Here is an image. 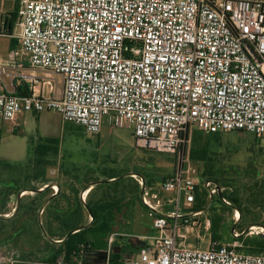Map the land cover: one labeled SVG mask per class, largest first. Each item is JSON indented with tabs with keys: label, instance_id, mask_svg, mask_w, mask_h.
<instances>
[{
	"label": "built area",
	"instance_id": "obj_1",
	"mask_svg": "<svg viewBox=\"0 0 264 264\" xmlns=\"http://www.w3.org/2000/svg\"><path fill=\"white\" fill-rule=\"evenodd\" d=\"M16 30L11 37L21 60L0 57V83L12 80L11 65L22 70L26 59L30 68L60 76L63 90L46 96L40 78L21 76L32 94L0 92L3 120L51 111L97 135L108 117L115 127L133 128L139 147L177 156L175 172L160 187L167 201L143 187L142 203L158 234L131 236L142 243L137 264H264V254L240 250L237 235L209 249L177 238L203 215L193 210L197 192H219L191 167L189 132L264 137V0H20ZM50 188L58 193L56 184ZM259 228L256 234H264ZM127 236L110 235L107 264ZM4 261L17 263L0 254Z\"/></svg>",
	"mask_w": 264,
	"mask_h": 264
},
{
	"label": "rangeland",
	"instance_id": "obj_2",
	"mask_svg": "<svg viewBox=\"0 0 264 264\" xmlns=\"http://www.w3.org/2000/svg\"><path fill=\"white\" fill-rule=\"evenodd\" d=\"M0 1L3 2L1 10L4 14L5 11L13 10L15 0ZM14 34L17 35L18 30ZM12 38L15 37L4 35L0 38V55L5 59H11L13 55ZM41 73L42 71H35L38 77ZM4 80L6 81L5 77H3V83H5ZM188 138L185 154L191 167L195 168L201 177L204 173L212 177H205V179L219 187V192L214 196L206 195L208 203L202 210L203 215L199 217L200 220L196 225L179 229L178 241L192 247L211 248L213 245L212 220L217 219L220 223L219 232L224 235L222 241L218 242L231 241L232 239L229 240V238H235L237 235L238 238L235 239L240 243V250L247 249L249 245L246 243L258 236L256 234L258 228H264V137L240 132L209 135L192 130ZM195 138L202 146L207 144L210 149L211 153L206 162L191 158ZM50 140L54 141L59 152L55 154L53 148H50L47 156L42 158L44 160L42 164L31 163L27 172L38 173L45 167L51 179H62L60 172L64 171L65 167L70 168L76 163L83 168V177L86 175L88 180L95 178L107 180L105 175L113 173L122 179L129 180L130 192L127 193L126 203L130 204L133 201L137 203L130 205L131 209L122 218L118 233L128 234L130 237L119 239L118 245L121 251L118 259L120 261L110 264L139 263V250L136 247L141 242L131 236H155L158 232L152 229V222L147 217V211L139 209V201L131 195L135 193L131 190H139L141 198L143 187H145L157 193L160 199L167 201L170 196L162 193L160 187L162 178L169 177L175 172L178 166L177 156L139 147L133 128L115 127L108 117L104 118L101 132L97 135L87 134L84 129L65 123L60 114L51 111L40 114L21 112L9 121L0 117V160L5 164L26 167L34 160L38 146L48 144ZM8 173L9 171L0 169V181H6L9 177ZM141 180H143V186L140 184ZM92 184L95 183L90 184L91 189L95 186ZM77 189L81 190V187ZM30 191L26 190L27 196L32 195L27 193ZM51 191L53 192L52 189ZM89 191L82 190L80 196L86 195L87 198ZM228 196L238 198V203H234ZM224 198L229 204L223 201ZM14 207L15 203H10L8 206L10 212L2 216L11 215ZM237 211L243 216L238 222L234 219ZM205 218L210 222L208 228L204 224ZM253 227L257 228L251 230L250 228ZM127 242L131 246L127 247ZM12 248V246L0 245V254L7 258L11 257L12 252L15 251ZM15 254L18 257V253ZM3 264H9V262L4 261Z\"/></svg>",
	"mask_w": 264,
	"mask_h": 264
},
{
	"label": "trees",
	"instance_id": "obj_3",
	"mask_svg": "<svg viewBox=\"0 0 264 264\" xmlns=\"http://www.w3.org/2000/svg\"><path fill=\"white\" fill-rule=\"evenodd\" d=\"M18 6L19 3L16 4L12 12L2 17L9 36H12L15 31ZM17 46L18 41L13 39V47L16 49ZM14 86L13 95L16 97H28L32 94L30 85L26 81L18 82L16 80ZM75 126L83 130L81 126ZM193 143L191 158L206 162L211 153L207 144L202 146L196 138L193 139ZM50 148H53L55 154L59 152L54 141L50 140L48 144L38 146L34 160L23 168L5 164L0 160V169L9 171V177L6 181H0V245L18 249L20 255L16 264H31V262L34 264H59L60 262H62L60 264H77L78 262L86 264V255L89 251H105L107 249L110 235L118 233L122 218L131 209L130 205L137 202L126 203L127 193L130 192L129 180L127 178L122 179L115 173L105 175L107 180L97 178L88 180L86 175L83 177V168L76 163L72 164L70 168L65 167V170L60 174L58 172L59 175H62V179H51L45 167L38 173L27 172L26 170L29 169L31 163L42 164L44 161L42 158L47 156ZM205 177L212 178L205 173L202 174V178L205 179ZM96 182L100 183L91 189L90 184ZM51 183H56L60 187L55 196H52L51 189L38 192L41 186ZM78 187H81V190L77 189ZM85 189L90 191L86 200L83 201L80 192ZM25 190L36 193L22 198L16 208V213L11 218L3 217V214L10 212L8 206L12 198ZM98 191L100 192L97 195ZM131 191L135 192L131 195L138 199L139 209L146 210L140 198L139 190L132 189ZM206 195H208L206 191L197 192L194 211H202L206 207L208 203ZM51 196L52 199L45 205ZM228 197L234 203H238V198ZM43 206L41 225L39 211ZM88 210L91 212L92 220ZM242 218L241 215L240 220ZM86 225L88 226L85 227ZM219 230V221L213 219L211 230L213 242L222 241L224 235H221ZM71 232L72 234L69 235ZM231 239L233 238L230 237L229 240ZM57 241H61V243H56ZM246 245H249L248 248L241 249L242 252L263 254L264 235L250 239ZM82 247L86 249V253L80 257L79 252ZM115 247L119 246L116 245ZM118 257L120 254H112L110 263L120 261Z\"/></svg>",
	"mask_w": 264,
	"mask_h": 264
},
{
	"label": "crops",
	"instance_id": "obj_4",
	"mask_svg": "<svg viewBox=\"0 0 264 264\" xmlns=\"http://www.w3.org/2000/svg\"><path fill=\"white\" fill-rule=\"evenodd\" d=\"M20 2V0H15V5H14V8H15V6H16V4L17 3H19ZM2 6H3V2H1L0 1V13L2 14L1 16L2 17H4V15L5 14H7V13H9L10 11H5V14H4V11H2L1 10V8H2ZM14 8H13V10H14ZM12 10V11H13ZM11 11V12H12ZM12 39H15V38H12ZM17 40V39H16ZM18 41V40H17ZM19 44V43H18ZM12 47H13V45H12ZM13 55H12V57H11V59H5V58H3L1 55H0V57L6 62V63H9V64H12V63H15L16 61H20L21 59H16L15 58V51H16V49L13 47ZM23 61V64H24V68L22 69V70H18V69H15L14 67H13V65H11V69L9 70V73L10 74H13L15 77L11 80L10 78H6V81H5V83H3V81L0 83V92H3V91H7L8 93H13L14 92V90H15V86H14V82L17 80L18 82H20L21 80L22 81H26L27 82V80L25 79V78H23V77H21V76H31V75H33V76H36V77H38L37 75H35V69H32V68H30V66H29V64H28V62L26 61V59H23L22 60ZM40 71V70H39ZM28 73V74H27ZM32 73V74H31ZM29 74H31V75H29ZM38 78H40V86L43 88V94L44 95H46V96H48V95H51L52 94V89H53V92L56 94V95H60L61 93H62V90H63V82H62V79H61V77L60 76H58V75H55V74H53V73H50V72H45V71H42V73H41V76H39ZM15 80V81H14ZM50 83V84H49ZM53 183H51V184H49L46 188H44L43 190H39L38 192H42V191H44L45 189H51L50 188V186L52 185ZM57 186H58V191L60 190V187H59V185L57 184ZM27 193H31L32 195H34L36 192H34V191H30V192H27ZM21 194V193H20ZM19 194V195H20ZM51 194H52V196H55L56 194H54L53 192H51ZM19 195H17V196H14L13 198H12V200H11V203L12 202H14L15 203V207H14V212L11 214V215H6V218H11L15 213H16V208H17V206H18V198H19ZM21 197H20V202H21V199L22 198H24L25 196H27L26 195V192H24V193H22L21 195H20ZM52 196L47 200V202H49L51 199H52ZM82 198V197H81ZM83 200V199H82ZM20 202H19V204H20ZM46 202V203H47ZM45 203V204H46ZM42 209H44V206H43V208ZM40 210L39 211V217H40V219H41V216H42V214H43V212H44V210ZM41 211H43L42 212V214H41V216H40V212ZM136 216H138V215H136ZM90 219H91V217H90ZM136 219V218H135ZM239 219H241V215H240V217H239ZM41 221V225H42V219L40 220ZM128 243V242H127ZM119 246V245H118ZM126 246L128 247V246H131L130 245V243H128V244H126ZM140 247H142V243L141 244H138L137 245V247L136 248H138V250H139V248ZM12 250H15L14 252H12V255H13V257H14V259L15 260H17V258L19 259V251H18V249H15V248H12ZM15 253H18V257H17V255L15 254ZM18 261V260H17ZM87 264V263H86Z\"/></svg>",
	"mask_w": 264,
	"mask_h": 264
},
{
	"label": "water",
	"instance_id": "obj_5",
	"mask_svg": "<svg viewBox=\"0 0 264 264\" xmlns=\"http://www.w3.org/2000/svg\"><path fill=\"white\" fill-rule=\"evenodd\" d=\"M113 181V180H112ZM98 183H100V182H96L95 184H92V186H94V185H96V184H98ZM88 189V188H87ZM86 189V190H87ZM24 192H26V190L25 191H23L22 193H24ZM21 193V194H22ZM20 194V195H21ZM19 195V198H18V206H19V200H20V196ZM48 203V202H47ZM46 203V204H47ZM45 204V205H46ZM17 206V207H18ZM42 210H44V209H42ZM89 211V210H88ZM42 212L43 211H41L40 212V216H41V214H42ZM89 213H90V217H91V220H92V215H91V212L89 211ZM1 217V216H0ZM88 225H86L85 227H87ZM44 233H45V231H44ZM72 234V232L71 233H69V235H71ZM45 235H46V233H45ZM262 235H264V234H262ZM48 237V236H47ZM56 243H61V241H57ZM120 251H121V248L120 247H115L114 249H113V252H112V254H115V255H117V254H119L120 253ZM90 255L92 254V255H103V259H104V263L103 264H107V259H108V253L106 252V251H94V252H90L89 253ZM86 257H88V256H86ZM88 264V263H87Z\"/></svg>",
	"mask_w": 264,
	"mask_h": 264
},
{
	"label": "flooded vegetation",
	"instance_id": "obj_6",
	"mask_svg": "<svg viewBox=\"0 0 264 264\" xmlns=\"http://www.w3.org/2000/svg\"><path fill=\"white\" fill-rule=\"evenodd\" d=\"M90 252L91 251H89V253ZM89 253L86 255L88 256L86 257V263L88 264H103L104 263L103 255H92V254L90 255Z\"/></svg>",
	"mask_w": 264,
	"mask_h": 264
},
{
	"label": "bare ground",
	"instance_id": "obj_7",
	"mask_svg": "<svg viewBox=\"0 0 264 264\" xmlns=\"http://www.w3.org/2000/svg\"><path fill=\"white\" fill-rule=\"evenodd\" d=\"M240 215H241V214H240V213H238V217H240ZM259 229H261V228H259Z\"/></svg>",
	"mask_w": 264,
	"mask_h": 264
}]
</instances>
